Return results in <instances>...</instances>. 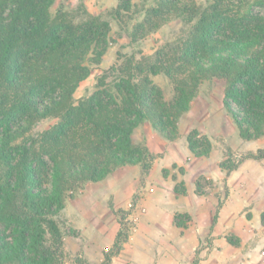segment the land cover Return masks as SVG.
Returning <instances> with one entry per match:
<instances>
[{"label":"trees","instance_id":"1","mask_svg":"<svg viewBox=\"0 0 264 264\" xmlns=\"http://www.w3.org/2000/svg\"><path fill=\"white\" fill-rule=\"evenodd\" d=\"M54 1L0 0V264H57L55 215L66 199L120 166L136 164L145 175L157 154L133 141L134 129L148 122L175 139L204 79L223 81L222 103L242 139L264 136V16L237 11L242 1L153 0L129 25L133 4L117 0L110 15L130 42L173 19L188 28L152 56L118 53L79 99L74 92L100 64L110 23L85 9L78 21L61 8L52 13ZM158 74L171 83L169 97L152 79ZM47 117L56 122L31 133ZM197 135H186L188 149L207 155L211 143ZM246 157L263 158L264 147ZM123 239L119 229L99 264H111Z\"/></svg>","mask_w":264,"mask_h":264},{"label":"rangeland","instance_id":"2","mask_svg":"<svg viewBox=\"0 0 264 264\" xmlns=\"http://www.w3.org/2000/svg\"><path fill=\"white\" fill-rule=\"evenodd\" d=\"M152 1L131 0L133 7L130 15L133 16V20L130 21L126 16L125 20L128 24L130 25L135 19H140L142 9ZM240 1L242 3L237 11L250 9L253 13L264 16V5L256 4V0ZM116 3L117 0H82V2L80 0H55L51 6L52 13L61 8L70 12L75 21L86 16L83 11L85 9L88 13L99 15L110 23L108 44L101 62L99 65H92L90 74L80 81L74 92L75 99L88 95L94 89L101 69L113 64L118 53L120 55L134 52L136 57L152 56L156 50L166 44L175 43L183 37L188 28L187 24L173 19L144 38L130 42L121 26L111 18L110 11ZM234 3H238V0ZM152 79L163 89L166 97L171 95V83L163 74L152 76ZM222 98V80L213 77L201 82L189 109L177 123L176 166L172 165L174 170H171L176 192L174 196L179 197L185 194L188 186L194 189L196 198L201 199L202 203L209 202L212 195L214 203L209 212V220L204 222V216L200 212L195 216L187 212H176L178 204L176 198L172 197V211L168 206H159L157 220L159 225L155 226L150 221H148L150 225L141 223L145 208L139 201L143 196L140 186L153 162L159 163V157H161L159 153L150 151L157 156L145 175L140 173L138 166L139 179L131 181L133 192L126 208L114 207L112 202L113 187L116 186L115 180H117L116 174L113 175L114 178L109 174L97 184L87 182V188L84 185L72 198L66 199L64 207L55 215L63 234V255L57 258V264H99L104 250L94 259L92 257L88 260L82 246H78L83 240L84 228H90L89 226L92 228L97 221L101 222L100 233L105 238L112 233L114 227L118 228L117 231L122 229L124 239L121 248L122 245L133 248L134 242L143 238L145 241L150 240L152 242L150 245L158 243L161 246V239H163V250L168 252L165 254L167 258L165 264H176V238L178 239L179 235H182L190 225L192 226L190 221L194 218L203 225V230L198 232L199 240L194 250L190 253L188 250L185 251L183 263L258 264L260 255L264 252V157L254 159L246 157V154L255 153L258 148L264 147V136L257 139H242L230 113L223 106ZM55 122L54 117L41 119L33 125L31 133L46 129ZM140 129L142 126L139 127V131ZM191 130H197L198 137L205 136L209 139L211 148L207 155L196 156L189 149L182 150L183 146H187L186 135ZM132 139L134 142L143 143ZM241 162L248 166L249 171L250 168H254L253 171L258 173V179L255 180L248 176V181H242L245 187V206L242 209L244 214L241 220L236 221L237 224L232 222L227 227H221L216 217L219 207L226 202L230 194L227 177ZM232 165L236 167L232 168ZM162 172L165 174L164 169ZM162 192L157 198L168 201L169 196L164 197L165 194ZM216 238L223 239L215 241ZM123 259L124 257L116 258L115 256L111 259V264H123Z\"/></svg>","mask_w":264,"mask_h":264},{"label":"crops","instance_id":"3","mask_svg":"<svg viewBox=\"0 0 264 264\" xmlns=\"http://www.w3.org/2000/svg\"><path fill=\"white\" fill-rule=\"evenodd\" d=\"M140 126H142V129L139 131ZM135 131H137L139 135L137 132L135 133ZM132 138L139 142H143L150 151L161 155V157H159V163L156 161L153 162L148 174L145 176L146 178L143 184L140 186V191L143 196L139 201L145 208V214L141 223L143 225H150L148 223V221H150L153 222V225L155 226L159 225V222L157 221L159 218V206H168L171 210L173 206L172 197L176 198L175 200L178 204V207L175 209L176 212H187L192 216H195L200 212V214L204 216V222H207L210 217L209 212L212 210V204L214 203L212 195L208 200L209 202L202 203L201 199L196 198L194 189L191 186H188L186 187L185 194L180 195L179 197L174 196V193L176 195V192L174 191V180L171 177V170H174L172 165L174 167L176 166V138L172 140L166 139L157 133L148 122L140 123L134 129ZM187 147L188 146L186 145L183 146L182 150L188 149ZM162 169L165 170V174L162 172ZM253 170L254 168H250L249 171L248 166H245L244 162H241L234 169V172L232 171V173L228 175L227 182L230 185V194L226 202L219 207L218 215L216 217L219 226L227 227V225L232 224V222L237 224L238 220H241L244 214L242 209L245 206V187H243L242 181H248V176L257 180L258 173L256 174ZM113 175L117 177V180H115L116 186L113 187L112 202L114 207L126 208L128 199H130L133 192L131 181H133V179H139L138 165L120 166L110 173V176ZM101 181L103 180L88 183L97 184ZM87 186L86 183L84 187L87 188ZM161 191H163L162 194H165L164 197L167 195L169 196L168 201L157 198V196L161 194ZM190 222L192 223V226L190 225L182 235H179L180 237H178V239L176 238V264H185L183 263L186 255L185 251L188 250L190 253L191 250H194L197 246V241L199 240L198 232L203 230V225H201L198 220H195V218ZM197 224L198 226L196 227ZM89 227L90 228H84L83 240L79 243L80 245L78 244V246H82L81 248L88 260L92 259V257L94 259L102 252V250L105 251L111 246L114 235L118 229L117 227H114L112 233L108 234V237L105 238L104 236H101L100 233L102 227L101 222L97 221L92 228L91 226ZM96 233L97 235H95ZM222 239L223 238H216L215 241H221ZM161 241V246H159L158 243L150 245L152 242L150 240L145 241L143 238L140 239V241H135L133 248H128L125 245H122L123 247L115 256L116 258L124 257L123 264H128V262L129 264H165L167 259L165 254H168V252L163 250L164 240L161 239ZM99 259L100 258L98 257V260Z\"/></svg>","mask_w":264,"mask_h":264},{"label":"built area","instance_id":"4","mask_svg":"<svg viewBox=\"0 0 264 264\" xmlns=\"http://www.w3.org/2000/svg\"><path fill=\"white\" fill-rule=\"evenodd\" d=\"M258 264H264V252H262V254L260 255Z\"/></svg>","mask_w":264,"mask_h":264}]
</instances>
